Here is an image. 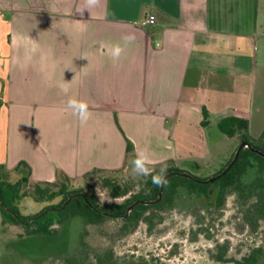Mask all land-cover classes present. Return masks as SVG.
Returning <instances> with one entry per match:
<instances>
[{"label": "crops", "instance_id": "1", "mask_svg": "<svg viewBox=\"0 0 264 264\" xmlns=\"http://www.w3.org/2000/svg\"><path fill=\"white\" fill-rule=\"evenodd\" d=\"M148 12L151 28L142 24ZM262 20L264 0H0V165L25 162L34 181L53 182L57 170L75 181L93 168L120 169L124 138L149 164L201 165L209 145L183 144L187 123L196 120L199 137L203 108L210 124L218 117L215 127L248 119L249 107L232 102L256 79ZM70 98L88 105L86 125L67 109Z\"/></svg>", "mask_w": 264, "mask_h": 264}, {"label": "trees", "instance_id": "2", "mask_svg": "<svg viewBox=\"0 0 264 264\" xmlns=\"http://www.w3.org/2000/svg\"><path fill=\"white\" fill-rule=\"evenodd\" d=\"M200 125L204 129L210 127L208 112L204 108ZM216 128L221 135L227 138L236 137L238 141L247 142L253 149L264 154V130L258 138H251L247 120L223 118ZM234 153L224 168L205 178L197 177L194 172L180 168L171 160L149 164L150 175L137 177L133 174L131 165L136 154L127 139L123 166L120 169L93 168L75 181L62 171L56 172L53 182L33 181L30 178V167L25 162H19L11 170L0 165V197L4 206L18 216L20 223L1 208L0 212L4 222L22 226L23 236L31 237H56L59 229L65 224L80 221L82 229L78 243L59 259L60 264H161L158 260L143 258L135 261L121 260L110 245L133 235L141 225L148 236H153L166 225V215L171 212L190 215L193 222V228L190 230L191 241L195 242L198 237L210 240L213 237L211 229L216 225V221L221 219L229 197L234 198L235 209L232 217L241 222L242 230L246 228L254 233L264 224V158L248 149H242L231 169L213 183H197L186 177L171 176L165 181L160 197V186L152 183V176L161 175L162 167L166 168L167 174H187L195 180L206 181L222 173L233 159ZM201 167L196 162L187 163V168L195 171ZM77 184L79 187H75ZM96 191L103 192L106 201H102ZM79 193L85 194L86 200L82 197L73 198L62 210L48 212L27 226L21 224L47 208L60 209L69 197ZM24 197H30L34 202L46 203L48 206L32 216H22L15 203ZM56 199H59L58 202L52 204ZM137 201L153 203L137 204L128 216L124 217L127 208ZM109 223H113L115 227L107 229ZM88 228L107 238L106 244L94 246L86 242L84 238L88 235ZM213 248L210 258L216 264H264V250L260 247L252 249L239 260L229 259L228 241H215ZM174 253L173 250L170 255Z\"/></svg>", "mask_w": 264, "mask_h": 264}, {"label": "rangeland", "instance_id": "3", "mask_svg": "<svg viewBox=\"0 0 264 264\" xmlns=\"http://www.w3.org/2000/svg\"><path fill=\"white\" fill-rule=\"evenodd\" d=\"M259 40L256 46L258 49L256 52V79L254 78L255 81H252L251 88H248V93L243 101L232 102V106L238 109H242L245 105L249 107L242 111L248 114V134L253 139L258 138L264 130V38ZM241 90L243 91V86ZM219 95L223 96V94ZM246 100H248L247 103H245ZM55 113L56 110H48L47 114L48 141L51 146H55L60 141L57 139ZM217 120V116H211V126L208 129L201 127L198 132L199 137L195 131L197 130L196 120H189L187 138L184 140V137L181 138L183 144L193 141L195 137L199 140H205L209 145V155L201 162V169L195 171L187 168L199 178L210 177V175L224 168L238 147L239 142L236 137H225L226 139L221 141L214 140L213 130L217 131V128L212 123ZM115 123L118 126V123ZM172 123L173 121L168 122L169 129ZM180 126L182 125L178 123L175 127ZM124 139L126 142V138ZM132 146L134 148L133 144ZM75 187H79V184ZM96 193L102 201H106L103 192L96 191ZM58 200L56 199L51 203L55 204ZM15 206L20 215L32 216L48 204L37 203L30 197H24L19 199ZM234 209V198L229 197L221 219L217 220L216 225L211 229L213 237L210 240L198 237L195 242L191 241L190 230L193 228V222L190 215L171 212L166 215V225L160 228L162 232L156 231L153 236H148L145 228L141 225L133 235L118 240L113 245L107 244V246H112L116 256L121 260L135 261L143 258L145 260H158L161 264H216L210 258V252L214 249L215 241L229 242V259L231 260H239L240 257L258 247L264 250V224H261L254 233L249 232L246 228L242 230L241 222L232 217ZM114 227L113 223H109L107 229ZM239 227L240 229H238ZM81 229L80 221H71L59 229V234L56 237L23 236L22 226H13L4 222L0 212V264H55L56 262L60 264L59 259L77 245ZM84 240L94 246H102L108 241L107 238L102 237L99 232L92 228H88V235ZM173 250L175 253L170 255Z\"/></svg>", "mask_w": 264, "mask_h": 264}, {"label": "clouds", "instance_id": "4", "mask_svg": "<svg viewBox=\"0 0 264 264\" xmlns=\"http://www.w3.org/2000/svg\"><path fill=\"white\" fill-rule=\"evenodd\" d=\"M135 37L134 36H125L123 38V43L125 45L130 44L132 41H134ZM123 51L120 45H116L114 47V52L113 54L115 56H119L120 53ZM67 109L71 110V113L73 116L77 117L79 120L81 126H84L87 124L89 118H90V113L88 111V105L80 101L76 98H70L67 101ZM132 165V172L135 176L137 177H148L150 175L151 169L149 168V157L146 153L144 152H139L136 156L135 159L132 160L131 162ZM166 168L162 167L161 168V175L159 176H152V183L160 186L165 182L164 177L166 176Z\"/></svg>", "mask_w": 264, "mask_h": 264}, {"label": "water", "instance_id": "5", "mask_svg": "<svg viewBox=\"0 0 264 264\" xmlns=\"http://www.w3.org/2000/svg\"><path fill=\"white\" fill-rule=\"evenodd\" d=\"M242 149H248L250 150L251 152L257 154L258 156L264 158V154L261 153L260 151L258 150H255L253 149L249 143L247 142H240V145L237 147V149L235 150V153H234V156H233V159L231 160V162L228 164V166L225 168V170L220 173L219 175L213 177V178H210L206 181H199V180H195L193 177L187 175V174H179V173H169L167 174L165 177H164V180L166 181L168 178H170L171 176H182V177H186L190 180H193L197 183H213L214 181H216L217 179L223 177L230 169L231 167L233 166V164L236 162L237 158H238V155H239V152L242 150ZM165 183V182H164ZM164 183L160 185V193H159V197L161 196V191L163 189V186H164ZM76 197H82L83 199L86 200V195L83 194V193H79V194H76V195H73L71 197H69L65 202L64 204L62 205V207L60 209H54V208H47L45 211H43L42 213H39L37 216H34V217H31L27 222L25 223H21L23 226H27L29 225L30 223L36 221L37 219L39 218H42L45 216L46 213L48 212H57L59 210H62L66 205L69 204V202L73 199V198H76ZM153 202H142V201H137L135 203H133L132 205H130L128 208H127V212H126V216H128V214L130 213V211L137 205V204H145V205H149V204H152ZM0 208L1 210H3L5 213H8L10 215L13 216V218L20 223V219L18 218V216L16 214L13 213V211L10 209V208H7L4 206L3 202H2V199L0 197ZM107 215V214H106ZM110 216V215H109Z\"/></svg>", "mask_w": 264, "mask_h": 264}, {"label": "built area", "instance_id": "6", "mask_svg": "<svg viewBox=\"0 0 264 264\" xmlns=\"http://www.w3.org/2000/svg\"><path fill=\"white\" fill-rule=\"evenodd\" d=\"M155 23H156V18L154 14H152V12L146 13L142 24L146 26L147 28H151L155 25Z\"/></svg>", "mask_w": 264, "mask_h": 264}, {"label": "flooded vegetation", "instance_id": "7", "mask_svg": "<svg viewBox=\"0 0 264 264\" xmlns=\"http://www.w3.org/2000/svg\"><path fill=\"white\" fill-rule=\"evenodd\" d=\"M239 143H238V146L240 145V141H238Z\"/></svg>", "mask_w": 264, "mask_h": 264}]
</instances>
